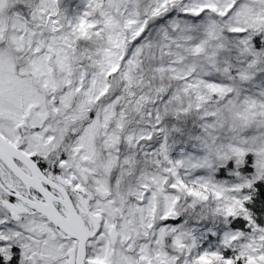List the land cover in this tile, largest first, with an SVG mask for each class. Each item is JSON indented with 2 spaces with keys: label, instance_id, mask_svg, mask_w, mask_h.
Segmentation results:
<instances>
[{
  "label": "snow or ice",
  "instance_id": "obj_1",
  "mask_svg": "<svg viewBox=\"0 0 264 264\" xmlns=\"http://www.w3.org/2000/svg\"><path fill=\"white\" fill-rule=\"evenodd\" d=\"M0 264H264V0H0Z\"/></svg>",
  "mask_w": 264,
  "mask_h": 264
}]
</instances>
